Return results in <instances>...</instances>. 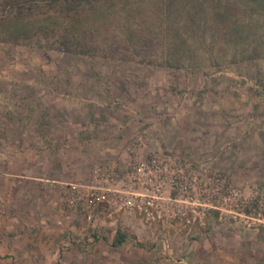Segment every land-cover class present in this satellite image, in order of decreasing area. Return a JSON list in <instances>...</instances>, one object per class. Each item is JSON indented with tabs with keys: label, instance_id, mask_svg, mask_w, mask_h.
Instances as JSON below:
<instances>
[{
	"label": "rangeland",
	"instance_id": "374dc122",
	"mask_svg": "<svg viewBox=\"0 0 264 264\" xmlns=\"http://www.w3.org/2000/svg\"><path fill=\"white\" fill-rule=\"evenodd\" d=\"M239 16V48L206 35L205 50L195 42L199 63L180 68L0 40V183L8 154L22 162L21 176L9 177L15 202L0 209V264H264V11ZM255 47L261 54L241 57ZM75 77L131 110L117 122V154L70 142L30 148L27 129L46 124L45 99L49 122L81 127L68 106ZM13 118L24 147L2 142L13 139ZM49 151L54 175L67 180L32 177L47 171L40 161L30 169V154ZM139 161L157 162L159 191L157 172L132 176ZM118 228L125 239L113 244Z\"/></svg>",
	"mask_w": 264,
	"mask_h": 264
},
{
	"label": "trees",
	"instance_id": "16d2710c",
	"mask_svg": "<svg viewBox=\"0 0 264 264\" xmlns=\"http://www.w3.org/2000/svg\"><path fill=\"white\" fill-rule=\"evenodd\" d=\"M247 6L264 0H0V40L180 68L199 63L206 35L239 48ZM124 239L118 228L112 243Z\"/></svg>",
	"mask_w": 264,
	"mask_h": 264
},
{
	"label": "crops",
	"instance_id": "0c3cea01",
	"mask_svg": "<svg viewBox=\"0 0 264 264\" xmlns=\"http://www.w3.org/2000/svg\"><path fill=\"white\" fill-rule=\"evenodd\" d=\"M47 79L45 78L44 80L46 81H44L43 83L45 84L49 83L48 80L50 79L48 80ZM61 79L63 80V82H61ZM68 80L69 79H67L66 77H63L59 79L58 83L61 82V84L68 86L70 85V82H68ZM75 80L76 81L74 82L72 89H73V95H75L76 97L74 101L68 102V106H70V108L73 107L75 109L74 114L80 118L79 119L80 121L78 122L81 127H78V129H70L69 127L65 129L64 126L58 124L57 122L54 124L49 122L50 121L49 118L50 116H52L53 106L49 108L48 100L45 99L46 105H47L46 114L44 113V115L46 116L45 117L46 124L40 125V124H37L36 122L33 126L31 125L30 127L31 129H27V131L30 132V135L27 139L26 135L21 134L22 127H21L20 121L18 119L13 118V126H12V129L10 130L12 133H14L13 139L11 138V136L8 135L2 139L3 144L7 147H12V146L16 148L24 147L23 145L25 144H22V143L19 144V141L21 140V137L23 136L25 139L29 140L28 143L31 149L36 148L37 146H40V147L45 146L47 148L48 147L54 148L56 146L67 145V143L70 142V143H78L80 148L82 147L90 148L93 154H96V152L94 151L95 147L98 148L97 154L99 152L102 153L103 149H107V150L111 149V151H113L114 154H117L119 152L118 150L119 146L117 145L118 141L115 139V137H117L116 131H119L120 129H122V126H123V125L122 126L117 125V122L121 120H126V123H127L128 118L132 119L131 116L133 114L131 113V110H128L126 107L125 108L123 107L124 109L120 108L122 105H113V99H114L113 96H115V94L111 93L113 92L111 90L106 91V90L101 89L100 84L97 85V87H95L94 89H90L86 91L85 85H86L87 79L75 77ZM12 82L14 86L16 85V83L20 85L19 78L12 79ZM67 93L69 95V92ZM61 100H63V98ZM64 107H65V104H64ZM17 113L20 115L22 114L21 111H18ZM67 113L68 111H65V113L61 112V116L65 118ZM8 114L11 115V112H9ZM13 114H16L15 109L13 110ZM127 125L128 124H126L125 126ZM128 126L131 127V124H129ZM55 131L61 132L62 135L56 136L54 134ZM104 132H107V133L103 134ZM33 154L34 152H32L30 154V157L28 158L30 169L32 167L36 168L38 161H40L42 163H45L47 174L45 175V177H42L41 174L39 175L38 173L34 174L31 172L32 177L36 178L37 180H41L44 178L45 180H51V181L56 180V181H61V182L68 179L65 176L59 177V176L54 175L55 171L53 167V162L50 160V156H52L50 154V151L44 157V159L43 158L40 159L38 155L34 156ZM19 158H20V154H16V152H14L11 155L8 154L7 158H5V160L3 161V163L7 162L8 168H6L7 170H5L3 174H1L3 176H1L0 188L3 187L4 191L0 189V209H3L4 207L5 209L6 208L9 209V204H11V201H13V203L15 202V200H12V198L10 197L11 193L8 192L12 188V185H13L12 182L9 180V177L10 176H14V177L21 176L19 174L21 172H18L17 170V168H22V162L20 161ZM90 158H93V157H90ZM83 161L87 162V158L85 157ZM62 162L64 163L63 159H62ZM83 163H81V165ZM11 167H14L15 171L11 170ZM62 171L64 172V167ZM65 173L68 174V172H65Z\"/></svg>",
	"mask_w": 264,
	"mask_h": 264
},
{
	"label": "built area",
	"instance_id": "2783aa9c",
	"mask_svg": "<svg viewBox=\"0 0 264 264\" xmlns=\"http://www.w3.org/2000/svg\"><path fill=\"white\" fill-rule=\"evenodd\" d=\"M157 172L155 179L157 180V184L155 185L156 188L154 189V191L156 192L160 190L161 188V182L159 179H161L162 177L160 176V167L157 164V162H153L152 164H149L146 161H139L137 164H135L131 170V174L133 177H137V178H143L148 176L149 174H153ZM211 177H208V179H210ZM89 197L90 199L93 198H99V193H97L96 191H91L89 193Z\"/></svg>",
	"mask_w": 264,
	"mask_h": 264
}]
</instances>
